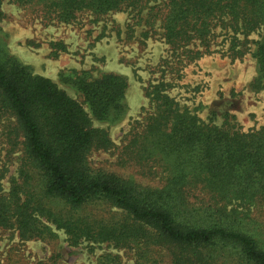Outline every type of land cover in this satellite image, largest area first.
<instances>
[{"label": "trees", "instance_id": "1", "mask_svg": "<svg viewBox=\"0 0 264 264\" xmlns=\"http://www.w3.org/2000/svg\"><path fill=\"white\" fill-rule=\"evenodd\" d=\"M4 1L34 9L46 25L148 9L147 24L160 20L177 63L210 54L222 37L228 44L223 53L232 61L251 54L258 73L252 88L264 89V0H0V22ZM258 31L251 51L249 36ZM52 46L64 50L61 43ZM66 82L95 120L120 121L126 114V77L94 78L86 71ZM166 88L160 82L147 91L153 111L121 151L122 167L161 170V187L142 186L92 167V153L114 148L109 134L92 126L81 103L0 47V121L11 119L0 143L14 135L12 148L19 144L23 151L18 180L0 192V229L15 230L22 241L51 242V224L71 246L107 243L133 252L140 264H264L260 234L238 210L264 208V126L242 131L227 119L204 123L180 109ZM97 207L109 211H91ZM97 264L122 262L106 254Z\"/></svg>", "mask_w": 264, "mask_h": 264}, {"label": "rangeland", "instance_id": "2", "mask_svg": "<svg viewBox=\"0 0 264 264\" xmlns=\"http://www.w3.org/2000/svg\"><path fill=\"white\" fill-rule=\"evenodd\" d=\"M2 8L6 17L0 22V47L29 66L33 74L48 78L81 103L92 126L109 134L114 148L92 153L89 157L90 164L96 169L115 173L142 186L159 188L163 185L160 181L163 174L154 166L139 168L120 164L123 146L132 133L143 128L142 123L153 111L146 93L160 82L167 85L166 93L180 109L197 115L204 123L213 119L220 125L227 119L242 131L264 126V89L256 91L252 88L258 74L256 62L251 54L232 61L223 53L228 44L221 42L222 37L215 39L210 54L196 61L177 63L178 59L163 39L160 20L147 24L148 9L138 14L130 11L109 13L96 22H93V16L85 14L75 24L46 25L32 8L7 1L3 2ZM260 34L258 31L249 36L251 51ZM52 43H61L64 50L54 48ZM86 71L94 78L106 73L126 77V114L120 121L95 120L81 94L66 82V78L75 72ZM0 122V131L2 127L11 126H7L11 123L9 118H2ZM14 140L12 135L9 142L0 143L3 147H0L1 193H7L12 182L19 178L23 151L19 144L12 148ZM198 196L202 198L200 193ZM190 200L196 201L195 198ZM231 208L235 206H229L227 210ZM238 210L242 216L249 215L248 228L260 234L256 237L264 244V208ZM91 211L105 214L109 209L97 207ZM48 225L56 234V239L51 242L22 241L15 230L0 229V264H97L106 254L119 256L122 264H140L133 252L107 243L81 241L78 246H71L63 230ZM158 255L168 263L165 253L160 251Z\"/></svg>", "mask_w": 264, "mask_h": 264}]
</instances>
